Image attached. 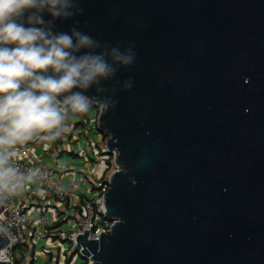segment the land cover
Wrapping results in <instances>:
<instances>
[{
    "label": "water",
    "instance_id": "95a60500",
    "mask_svg": "<svg viewBox=\"0 0 264 264\" xmlns=\"http://www.w3.org/2000/svg\"><path fill=\"white\" fill-rule=\"evenodd\" d=\"M26 93L102 106L94 264H264V0H0V96Z\"/></svg>",
    "mask_w": 264,
    "mask_h": 264
},
{
    "label": "built area",
    "instance_id": "2783aa9c",
    "mask_svg": "<svg viewBox=\"0 0 264 264\" xmlns=\"http://www.w3.org/2000/svg\"><path fill=\"white\" fill-rule=\"evenodd\" d=\"M101 109L100 104L84 97L0 96V132L11 131L0 135V231L8 241L0 250V262L26 264L23 248L32 246L34 239L55 237L68 248L62 257L48 258L50 264H94L90 254L87 257L81 252L83 247L76 238L88 231L87 239L96 240L113 227L114 222L104 217V195L117 167L111 157L106 167L110 170L102 179L91 177L90 164L76 179L66 169L81 168L77 158L84 150L81 143L71 145L74 157L69 160L59 163L58 156L67 137L75 131L79 138L82 130L84 144L95 148L93 161L99 164L106 150V137L97 127ZM27 125H33L27 131L34 128L35 133L22 138L18 134ZM34 186H40L44 201L30 207L24 195ZM58 223L62 229L54 227Z\"/></svg>",
    "mask_w": 264,
    "mask_h": 264
},
{
    "label": "crops",
    "instance_id": "0c3cea01",
    "mask_svg": "<svg viewBox=\"0 0 264 264\" xmlns=\"http://www.w3.org/2000/svg\"><path fill=\"white\" fill-rule=\"evenodd\" d=\"M32 130L26 131L25 135L28 138H31L33 136V134L35 133V130H34V133L31 134ZM22 132H24V130ZM81 132L82 133H80L79 138L75 134V131L72 132L67 137V142L62 145L61 152L58 156V162L59 163H61L62 161L69 160L70 158L74 157V155L70 151L71 145H75L78 142L81 143V146L84 148V150H83V153L81 155L77 156V158H79V164L81 165V168L78 169V168L68 167L66 169V172L70 173V175H72V176H75L76 179H79V177L81 175L80 173L82 171L88 169L89 164H90L91 170H93L96 167V164H94V161H93L94 157L97 156L95 154V148L86 147V145L84 144V141H83L84 133L82 130H81ZM63 133H65V131H63ZM26 136H21V137L27 138ZM58 139H59V137H58ZM62 142H64V141L62 140ZM101 157H104V155H102ZM99 162H100V160H99ZM107 166H108V164H107ZM91 170H90V173H91ZM109 170L110 169H108V170L105 169L104 174L106 175V173L109 172ZM91 174L93 175V176L90 175L91 177L99 178V176L96 173H93V171ZM104 174H103V176H104ZM102 178H100V179H102ZM24 198L28 202L30 207H32V205H34V204H39V203L44 201V200H42L41 195H40V186L30 187L28 190H26ZM50 208L55 209V207H53V206H50ZM61 210H62V208L58 209L60 215H61V212H60ZM54 227L56 229H62V223H58ZM63 244H65V242L58 241L55 237L47 238L46 240L34 239L32 246H29L28 248L22 249L24 262H26V264H50V262H48V258L51 259V258H56L58 256L62 257V253L64 252L63 250H66V249H63V247H61V245H63Z\"/></svg>",
    "mask_w": 264,
    "mask_h": 264
},
{
    "label": "rangeland",
    "instance_id": "374dc122",
    "mask_svg": "<svg viewBox=\"0 0 264 264\" xmlns=\"http://www.w3.org/2000/svg\"><path fill=\"white\" fill-rule=\"evenodd\" d=\"M53 99L54 98H48V101H54ZM30 127H33V125H27L25 130H24V132H22V133H20L18 135L19 136H25V133H26L27 129H29ZM10 133H11V131L5 129V131L0 132V135L7 136ZM33 133H34V128H33L32 132H31V134H33ZM100 159L101 160H100L99 164H97L96 167L92 171H93V173H96L99 176V178H102L103 174L105 172L107 164H109L112 161V159L109 156H104V157H101ZM61 247H63V249H67L68 248V244L65 243V244L61 245Z\"/></svg>",
    "mask_w": 264,
    "mask_h": 264
},
{
    "label": "trees",
    "instance_id": "16d2710c",
    "mask_svg": "<svg viewBox=\"0 0 264 264\" xmlns=\"http://www.w3.org/2000/svg\"><path fill=\"white\" fill-rule=\"evenodd\" d=\"M89 106H91V105H89ZM16 264H18V263H16Z\"/></svg>",
    "mask_w": 264,
    "mask_h": 264
}]
</instances>
